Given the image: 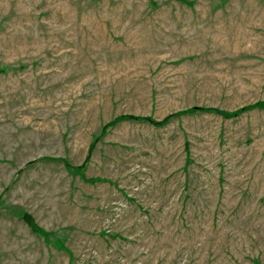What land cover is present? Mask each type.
<instances>
[{
	"label": "rangeland",
	"instance_id": "obj_1",
	"mask_svg": "<svg viewBox=\"0 0 264 264\" xmlns=\"http://www.w3.org/2000/svg\"><path fill=\"white\" fill-rule=\"evenodd\" d=\"M0 264H264V0H0Z\"/></svg>",
	"mask_w": 264,
	"mask_h": 264
},
{
	"label": "trees",
	"instance_id": "obj_2",
	"mask_svg": "<svg viewBox=\"0 0 264 264\" xmlns=\"http://www.w3.org/2000/svg\"><path fill=\"white\" fill-rule=\"evenodd\" d=\"M135 119V117H133ZM140 118H137V120H139ZM25 220H27V222L29 223V225L31 226V228L33 229V231L35 232H40V230L38 229V226H36L33 222V220L29 217V216H25L24 217Z\"/></svg>",
	"mask_w": 264,
	"mask_h": 264
},
{
	"label": "bare ground",
	"instance_id": "obj_3",
	"mask_svg": "<svg viewBox=\"0 0 264 264\" xmlns=\"http://www.w3.org/2000/svg\"><path fill=\"white\" fill-rule=\"evenodd\" d=\"M114 25V24H113ZM122 26V25H121Z\"/></svg>",
	"mask_w": 264,
	"mask_h": 264
}]
</instances>
